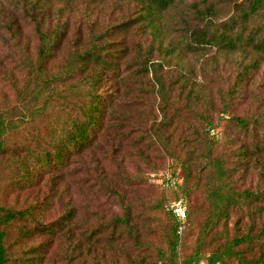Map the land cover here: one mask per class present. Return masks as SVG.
<instances>
[{
	"label": "trees",
	"instance_id": "16d2710c",
	"mask_svg": "<svg viewBox=\"0 0 264 264\" xmlns=\"http://www.w3.org/2000/svg\"><path fill=\"white\" fill-rule=\"evenodd\" d=\"M98 5L105 12H99ZM20 22L29 27L30 39ZM0 44L14 49L17 68L7 67L0 58V76L13 94L10 98L0 89V264H42L51 239L58 235L64 240L66 263L95 256L99 246L112 245L123 235L137 252H155L156 264H179L180 223L174 221L164 235L166 247L153 251L150 240L145 244L140 240V224L128 204L121 215L109 219L92 211L95 224L77 239L71 226L75 208L70 204L62 215L45 222L39 211L46 203L2 202L16 191L33 188L44 176L49 182L47 197L52 198L61 171L73 159L91 154L101 142L114 143L116 147L110 148L115 153L121 138L128 137L126 127L138 131L135 143L157 142L174 157L168 149V129L175 116L169 109L177 85L188 89L185 101L201 100L207 106L196 111L205 127L179 158L182 195L189 198L202 187L208 203L202 234L210 236L235 210L247 214L243 231L225 240L207 257V264L225 259L264 264V220L256 226L264 213V190H239L233 178L236 168L230 167L246 166L253 159L263 166L264 109L253 101L249 113H228L264 63V0H0ZM237 53L238 71L213 120L210 93L196 90L201 86L186 56L203 58L201 67L212 73L220 58ZM143 103L146 118L138 122L125 108L141 112ZM220 120L250 136V143L230 155L217 152L210 131ZM110 193L123 198L118 190ZM188 217L186 210L183 225ZM34 238L37 243L21 245ZM239 246L249 250V259L237 250ZM196 255L198 251L185 264L197 262ZM147 257L125 254L127 264H149Z\"/></svg>",
	"mask_w": 264,
	"mask_h": 264
},
{
	"label": "rangeland",
	"instance_id": "374dc122",
	"mask_svg": "<svg viewBox=\"0 0 264 264\" xmlns=\"http://www.w3.org/2000/svg\"><path fill=\"white\" fill-rule=\"evenodd\" d=\"M79 3L73 4L75 10H78ZM99 12H105L101 5L96 6ZM25 34L29 37V27L20 22ZM33 45V40H30ZM31 50V49H30ZM15 56L14 49H10L6 45L0 44V58L9 68L14 67L12 57ZM237 58V63L235 62ZM189 66L192 68L193 77L200 83L203 93H210L212 98L214 111L210 110L213 120H216L217 111L222 105V99L228 87H231L236 73L238 71V62L240 61L239 54L230 56L229 58H220L218 66L212 73H207L203 65V58L193 59L191 56H186ZM17 69V68H16ZM21 74V72H17ZM0 89L5 90L10 98L13 97L9 85L0 76ZM195 90V92H196ZM188 89H182L179 85L173 91L171 107L169 112L175 114L173 123L168 129L169 144L168 149L175 156H170L167 151L161 147L159 143L137 140L136 129L128 130L126 127L123 132H127L128 137L121 138L120 148L116 149L115 153H111V146L108 143L101 142L98 146L92 148L91 154L84 153L80 158L73 159L62 171V176L58 179L53 187L55 193L52 198H48L49 182L48 177L44 176L40 182L33 188L16 191L7 198H3L2 202L6 205L14 203L18 206L28 203H46L47 206L39 211L41 219L45 222L56 219L64 213L68 204L75 208V216L71 222L72 231L77 239L82 238L80 235L86 228H91L95 224L94 213L99 217L109 219L115 215H121L126 204L132 208L133 215L137 216L140 224V240L143 244L148 240L153 244V251L156 248L164 249L166 247L164 235L169 231L170 226L177 222L175 217L167 210L168 203L172 202L176 197L183 198V204L188 210V220L182 226L180 235L181 246L179 247V264H185V260L195 256L197 262L190 264H207V257L215 250L223 245L225 240H230L233 235L243 231L247 222L246 211L240 212L235 210L229 215L228 220L220 222L213 230L210 236L202 234V225L207 216V202L202 192V187L195 189L190 194V199L182 195L179 186L183 184L184 172L180 166L179 158H183L186 146L193 145L191 139L197 131L201 132L205 127V123L196 116L203 112L205 106L201 100L194 102L185 101V94ZM259 105V109H264V63L258 70L250 76L249 81L245 84V94L242 98H236L228 113L245 114L253 110V103ZM149 105L154 107L155 118L160 120V116L155 108L152 100ZM173 106V107H172ZM141 112L137 109L126 107L125 110L134 114L139 119L138 122L146 118L144 110L146 105L143 103L139 106ZM258 109V110H259ZM264 126V119L262 121ZM115 132L114 129H111ZM130 133V134H129ZM210 134L214 136L215 150L223 152L226 155L233 154L241 144H249L250 136L245 135L237 128L231 127L225 120L218 122V127L211 130ZM114 139H116L113 136ZM176 157V158H175ZM263 166L251 160L246 166L235 165L236 171L233 174L234 183L239 190L256 189L264 190V161ZM154 179H160L163 176L169 175L176 181V189L160 185ZM195 178V176L193 177ZM205 178L200 179L202 185ZM110 189L118 190V193L123 198H117ZM15 197V198H14ZM261 201L264 202V193L261 196ZM42 207V205H40ZM192 208L194 209H191ZM94 213H93V212ZM264 220V213L261 217H257L256 226ZM184 223V222H183ZM181 224L178 225V227ZM239 228V229H238ZM38 238L30 239L21 242V245H30L37 243ZM112 245L102 244L96 249V255L83 257L81 261L74 260L66 263L64 260L63 245L64 240L61 235L51 239V245L45 255L42 264H127L125 254L147 257L149 264H156L155 252L146 251L144 253L137 252L131 246V242L119 235ZM104 242V241H102ZM244 246L237 247V250L244 254L246 259L250 258L249 250ZM254 251V250H253ZM93 256L92 263L91 257ZM218 264H240L235 259H225Z\"/></svg>",
	"mask_w": 264,
	"mask_h": 264
},
{
	"label": "built area",
	"instance_id": "2783aa9c",
	"mask_svg": "<svg viewBox=\"0 0 264 264\" xmlns=\"http://www.w3.org/2000/svg\"><path fill=\"white\" fill-rule=\"evenodd\" d=\"M155 175H152V178L154 179ZM155 181H157L160 185L167 187V188H175L176 186V181L175 179H173L171 176L166 175L163 176L160 179H154ZM167 210L175 217V219L177 220V222H179L181 224V226H179V231L182 230L183 226V222L185 220L186 217V208L183 204L182 200H176V201H172L170 203H168V208Z\"/></svg>",
	"mask_w": 264,
	"mask_h": 264
}]
</instances>
